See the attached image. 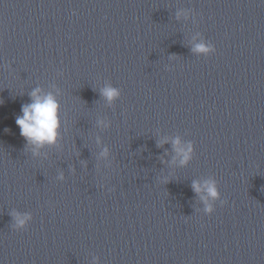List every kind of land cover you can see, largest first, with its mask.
Wrapping results in <instances>:
<instances>
[{
    "label": "clouds",
    "instance_id": "9594fccd",
    "mask_svg": "<svg viewBox=\"0 0 264 264\" xmlns=\"http://www.w3.org/2000/svg\"><path fill=\"white\" fill-rule=\"evenodd\" d=\"M194 51L208 54L214 51V49L211 46L201 43L195 46ZM101 94L111 103L119 98L120 91L116 87L107 86L101 90ZM29 95L31 102L22 106V115L17 116L15 119V123L20 129V135L28 144L37 148L43 147L45 144H55L59 136L60 127L58 101L51 93L42 95L41 89L38 87L33 89ZM172 143L174 151L182 157L181 164L187 163L191 158L192 145L189 143L186 148L183 147L178 137ZM102 155H107V149L104 150ZM192 188L198 194L202 191L206 192V196L201 197L206 204L205 211L208 213L213 212V207L211 204H208V199L216 200L219 198L220 193L216 181L214 179H208L204 182L203 187L200 183L194 181ZM225 203L226 201H221L222 206ZM12 216L17 229H24L31 219V215L28 213L14 212Z\"/></svg>",
    "mask_w": 264,
    "mask_h": 264
}]
</instances>
